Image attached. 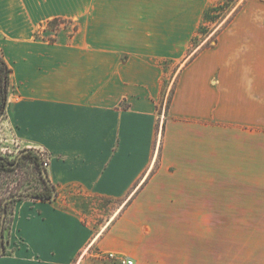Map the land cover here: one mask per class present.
Instances as JSON below:
<instances>
[{"label":"crops","instance_id":"0c3cea01","mask_svg":"<svg viewBox=\"0 0 264 264\" xmlns=\"http://www.w3.org/2000/svg\"><path fill=\"white\" fill-rule=\"evenodd\" d=\"M254 1L193 49L211 0H0L2 123L39 150L57 192L16 199L0 264H264L185 230L187 212L264 211ZM93 199L120 205L105 216Z\"/></svg>","mask_w":264,"mask_h":264},{"label":"rangeland","instance_id":"374dc122","mask_svg":"<svg viewBox=\"0 0 264 264\" xmlns=\"http://www.w3.org/2000/svg\"><path fill=\"white\" fill-rule=\"evenodd\" d=\"M212 7H217L219 10L214 12V22L212 30L203 36L200 35L199 46L206 45L209 41L215 38L216 33L220 28L224 27L230 22L235 14L242 9L248 0H229L228 5L225 6V0H211ZM254 4L259 7L264 5V0H255ZM61 27L62 26H54ZM72 31L74 26L71 22L66 25ZM54 28V30L56 29ZM57 32V31H56ZM55 31L49 33L48 37L52 38ZM196 46L193 47L195 49ZM1 56V53H0ZM166 86L167 97L164 100L162 107L169 103L171 94L173 92V84L168 83ZM3 115L0 116V156L8 159L9 162L15 163L16 157L26 148L16 139V137L9 130L7 125H3ZM161 126V123H160ZM39 158L45 159L42 155L29 152L22 156L20 162L15 165L4 164L0 162V229L3 215V202L5 198L16 194H32L49 193L47 185L43 179V169L45 163L41 162ZM16 199L8 203V212L4 226V236L6 237L7 228L11 221V213L14 210V202ZM99 211L105 216L112 215L119 207L120 202L102 199H93ZM252 201V199H251ZM193 213L196 219V225L193 227H186L185 230L190 231L196 235L212 240L213 251H228L235 254L242 252L264 251V211H228V210H208L187 212V216ZM188 233V232H186ZM4 237V240H5ZM112 252H107L105 255L109 258ZM114 254V253H113ZM115 258L117 257L114 254Z\"/></svg>","mask_w":264,"mask_h":264},{"label":"trees","instance_id":"16d2710c","mask_svg":"<svg viewBox=\"0 0 264 264\" xmlns=\"http://www.w3.org/2000/svg\"><path fill=\"white\" fill-rule=\"evenodd\" d=\"M229 0H225V6H227ZM219 9L217 7H211L209 8L204 15V22L203 24L199 27L197 35L193 38V45L198 46L199 41H200V35H207L210 30H212V24L214 22V12H217ZM67 21L65 19H55L49 22L51 25L57 26L60 25L61 22ZM218 32L215 35V38H213L211 41H209L206 45H211L214 40H216ZM204 45V46H206ZM1 53V52H0ZM10 72L11 69L5 62L3 55L1 54L0 56V116L4 115L6 112V105H7V99H8V93H9V77H10ZM40 163L44 162L43 159L39 158ZM44 174V173H43ZM43 179L47 185V189L49 193H37V196H43V197H50L52 195V188L50 187V183L48 178L43 175Z\"/></svg>","mask_w":264,"mask_h":264},{"label":"water","instance_id":"95a60500","mask_svg":"<svg viewBox=\"0 0 264 264\" xmlns=\"http://www.w3.org/2000/svg\"><path fill=\"white\" fill-rule=\"evenodd\" d=\"M29 152H34L38 155H41L39 150H37L36 148H26L24 149L18 156L16 163L18 162V160L20 159V157L26 153ZM2 159V157H0ZM15 163V164H16ZM43 173L45 175V177L47 178V173L45 168L43 169ZM51 188H52V195L50 197H43V196H37V195H32V194H16V195H11L7 198H5L4 202H3V215H2V220H1V229H0V256H2L3 254H5V240H4V226H5V222H6V216H7V212H8V203L14 199H21V198H33V199H40V200H52L56 197L57 192L55 190V188L50 184Z\"/></svg>","mask_w":264,"mask_h":264},{"label":"built area","instance_id":"2783aa9c","mask_svg":"<svg viewBox=\"0 0 264 264\" xmlns=\"http://www.w3.org/2000/svg\"><path fill=\"white\" fill-rule=\"evenodd\" d=\"M67 24H69V21H63V22L60 23L59 26H66ZM42 30H43V28H41L40 31H42ZM44 163L46 165V161ZM110 256L111 257H115L113 253L110 254ZM120 263L121 264H134V260L124 257V258L120 259Z\"/></svg>","mask_w":264,"mask_h":264},{"label":"flooded vegetation","instance_id":"af4514ba","mask_svg":"<svg viewBox=\"0 0 264 264\" xmlns=\"http://www.w3.org/2000/svg\"><path fill=\"white\" fill-rule=\"evenodd\" d=\"M33 153H34V152H33ZM26 154H27V153H26ZM24 155H25V154H24ZM24 155H22V156H24ZM18 156H19V155H18ZM18 156H17L16 159H15V163H16V161H17ZM22 156L20 157V159L18 160V162H17L16 164H18V163L20 162ZM0 157H2V156H0ZM0 162L4 163L5 165H6V164L15 165V163H11V162H9L8 159L5 158V157H2V159L0 158Z\"/></svg>","mask_w":264,"mask_h":264}]
</instances>
